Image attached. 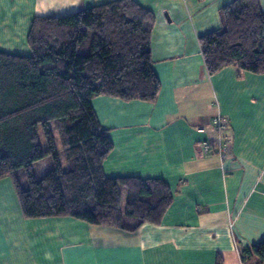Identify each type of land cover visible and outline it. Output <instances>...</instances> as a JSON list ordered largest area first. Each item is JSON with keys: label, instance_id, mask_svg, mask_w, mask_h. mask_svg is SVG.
Here are the masks:
<instances>
[{"label": "crops", "instance_id": "crops-1", "mask_svg": "<svg viewBox=\"0 0 264 264\" xmlns=\"http://www.w3.org/2000/svg\"><path fill=\"white\" fill-rule=\"evenodd\" d=\"M116 0H0V52L31 56L37 17H63ZM156 17V102L98 97L113 149L108 178L163 180L173 203L161 224L135 232L70 218L26 219L11 178L0 180V264H255L241 252L264 241V75L228 67L210 75L200 38L222 28L235 0H135ZM264 11V0H260ZM228 120L229 155L214 117ZM41 161L37 168L42 170ZM43 172V171H42Z\"/></svg>", "mask_w": 264, "mask_h": 264}, {"label": "trees", "instance_id": "trees-1", "mask_svg": "<svg viewBox=\"0 0 264 264\" xmlns=\"http://www.w3.org/2000/svg\"><path fill=\"white\" fill-rule=\"evenodd\" d=\"M222 28L200 38L205 68L264 75L260 0L221 9ZM155 15L135 0H116L63 17H37L31 56L0 52V180H13L26 219L70 217L135 232L159 225L173 203L163 180L108 178L113 149L93 108L98 97L157 101L152 35ZM50 161L42 175L37 164ZM264 264V241L241 252Z\"/></svg>", "mask_w": 264, "mask_h": 264}, {"label": "built area", "instance_id": "built-area-1", "mask_svg": "<svg viewBox=\"0 0 264 264\" xmlns=\"http://www.w3.org/2000/svg\"><path fill=\"white\" fill-rule=\"evenodd\" d=\"M212 125L219 135L218 144L216 146H210L208 144H204L202 147V152L205 156L214 154L220 157L222 160H224L229 155V147H230L229 140L224 135V132L229 125L228 120L225 117L218 115L214 117L212 121Z\"/></svg>", "mask_w": 264, "mask_h": 264}, {"label": "rangeland", "instance_id": "rangeland-1", "mask_svg": "<svg viewBox=\"0 0 264 264\" xmlns=\"http://www.w3.org/2000/svg\"><path fill=\"white\" fill-rule=\"evenodd\" d=\"M46 165L48 166L49 169H47V170H42V171H43V172L41 171V174H42V175L47 174V172H48L50 169H52V167H53L52 164H51V162L48 161L47 164H42V168H43V169H44V168L46 169V168H47Z\"/></svg>", "mask_w": 264, "mask_h": 264}]
</instances>
